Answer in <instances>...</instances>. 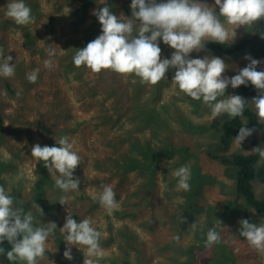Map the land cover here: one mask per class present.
I'll use <instances>...</instances> for the list:
<instances>
[{
	"label": "rangeland",
	"instance_id": "374dc122",
	"mask_svg": "<svg viewBox=\"0 0 264 264\" xmlns=\"http://www.w3.org/2000/svg\"><path fill=\"white\" fill-rule=\"evenodd\" d=\"M8 2L9 0H0V48L3 49L5 56L11 55L13 57L10 63L15 66V75L10 78L0 77V112L4 121V132L0 134V186H3L13 197L15 207H22L26 212H32L35 227L46 226L48 222H55L57 225L55 230L58 232L52 233L48 237L44 257L38 260V264H84V259H92L93 261L98 259L95 256L89 257L86 248L82 245L71 246L72 260L64 257L63 253L67 245L60 228L65 223V217L69 213L78 222L85 218L90 219L93 222L92 226L101 233L102 238H107L109 233L111 234L108 231L109 226L113 227V230L123 226V224L128 226L142 241L140 250L144 253L146 260L144 264H183V260L189 258L187 253H174V261H169L168 258L172 257V249L160 250V248H163L170 240H174L176 245L185 247L188 244L187 240L191 238V233H186L182 235L181 241L175 240L174 235L172 236L173 229L169 228L171 225L169 226L167 221H172L176 215L183 214L185 203L188 200L186 191L178 189L177 178L174 177L173 172L181 166H188L192 169L191 166L194 164H197L202 172L216 177L215 181L203 182L201 200H194L195 204L197 202L199 206L212 204L216 207L215 213L222 208L225 201L237 200V203L229 210L228 215L216 226L222 244L225 245L228 254L232 256L233 263L264 264V252L253 249L246 238L241 239L238 233L239 221L242 219L245 209H248L253 223H264V216L247 204L245 208L243 207V199L238 196V193H235L233 175H235L236 167L208 156V148L204 146L206 143L217 141L215 137L217 133H213L216 129L212 125L217 120L228 117V114L225 113L213 119L210 109L202 101L194 100L189 96L183 97L181 91L172 81L175 69L170 68L166 72V77L159 83L156 85L146 84L140 90L141 92L136 94L134 87L137 80L133 76L116 73L126 94L118 109L119 113L123 116L128 115L132 110L130 107L141 104L144 97H149L146 105L154 106L158 112H160V107L164 105L169 109V112L162 113V116L166 117L167 130L160 133L161 142L172 139L178 143L189 144L192 149L191 155L186 156L187 159H183L184 157L177 150L171 157L163 156L153 177L152 192L149 196H144L148 200L150 199V203L148 202L136 210L135 206L132 205L129 209L130 212L133 211L132 217L117 219L113 216V211H107L92 199L93 195H98L103 189L94 180L99 174L93 164L95 159L105 161L114 150H123V145L119 140L122 138L121 133L117 129L118 126L113 127L110 123L105 126L100 120L99 116L102 113L99 93L95 97L82 96L85 84H91L96 73L91 72L85 66H81V69L84 68L81 76L89 82L75 80L71 73H69L68 78H65L64 67L61 65L62 61L60 62V57L65 52V38L67 34L72 33L70 20H74L75 14L72 13L71 8L77 10L76 7L82 5L84 1L24 0L26 5L31 8L33 17V21L27 25H18L6 17ZM121 2L122 0L119 2L117 15L124 16V10L120 7ZM157 2H161V0H157ZM204 2L210 5L214 4V0H204ZM127 3L130 7L131 0H127ZM100 5L102 4L98 3V0L85 5V12L83 13L85 20L81 25L82 27L85 28L90 23L94 15L93 10L100 8ZM221 21L225 23L226 27H230L223 17H221ZM134 25L139 30V23L134 21ZM254 29V24L239 27L236 30L235 40L242 36L251 35ZM98 35L97 32L96 36ZM159 46L162 49L161 58H170L174 50L165 45L162 40H160ZM48 49H54L55 54L49 57L46 51ZM190 55L192 58H203L204 56L222 58L227 64L223 75L227 77L238 74V71L247 64V60L244 59L245 53L234 56L216 55L204 48L200 52L194 51ZM48 59L52 61L51 69L44 66V61ZM258 67L259 70H264V62ZM35 69H39L38 79L35 83H30L26 74ZM5 80L15 83L20 88L23 97L11 96L6 90ZM155 91L157 98L152 101L151 97ZM227 95L242 96L241 86L233 89L229 85L225 97H221V99L226 98ZM58 100H61V106L56 105L54 113L51 111L52 103ZM195 101L198 106L194 108L193 103ZM104 104L108 106L109 102ZM249 106L254 110L251 101ZM110 113H114L112 108ZM42 119L47 121L45 125L47 129H39V124L43 123ZM188 120L195 125L205 124L208 129L202 133H200L201 130L190 133L184 129V123H182V121L190 123ZM243 121L245 127L251 128L246 118H243ZM74 122H81V125L77 126L78 128L70 127L75 126ZM262 124V128L254 129L252 134L241 143V147L235 145L234 138L225 154L231 155L233 152L247 154L256 146L264 147V123ZM48 129L52 132H49ZM60 129H65V132H59ZM139 134L150 135L147 130ZM60 136H67L70 142L74 141L73 151L81 157L80 165L75 169L80 180L79 189L65 193L57 187L48 185L49 190L42 195L44 200L37 201L38 197L32 203L29 200H23V198L28 199L31 196L34 185L37 187L36 193L38 195L42 189V185L35 184L36 168L39 162L31 156V147L36 143L43 146V141L48 138H54L56 142L55 139H59ZM252 138L256 139L255 146L252 145ZM55 146L58 145L55 143ZM193 153L197 154L195 161L190 159ZM259 159L258 156L257 161ZM257 165L264 166V164L258 163ZM144 178L143 173L134 169L118 185L117 209L123 208L122 203L128 195L132 201L134 200L132 194L135 193V188L139 187L142 181L146 183L148 180V177L146 180ZM114 182L115 178L107 180L106 185L113 186ZM253 187L258 196L263 194L264 183L254 182ZM146 191L147 189L144 192ZM168 191H172L174 194L171 195ZM20 195V199L14 198V196ZM77 195H83V200L77 199ZM62 197L67 199L66 205L59 203ZM130 198L128 197L129 200ZM135 200L139 203L142 202L138 196H135ZM183 203L182 208H179L178 204L182 205ZM36 204L43 209V214L35 207ZM89 204H91L90 207ZM207 220V213L200 212L197 213L194 223L202 225ZM99 244L103 255L102 258H99L98 264H110L108 259L105 262L102 259L114 256L119 252L116 241H111L108 247H103L100 241ZM194 253H191L194 263L224 264V257L212 250L207 255L203 253L200 256V254ZM130 254L129 264H141L137 262L133 252ZM19 262L25 264V262ZM0 264H12V261L7 259L6 252L0 254Z\"/></svg>",
	"mask_w": 264,
	"mask_h": 264
},
{
	"label": "clouds",
	"instance_id": "9594fccd",
	"mask_svg": "<svg viewBox=\"0 0 264 264\" xmlns=\"http://www.w3.org/2000/svg\"><path fill=\"white\" fill-rule=\"evenodd\" d=\"M98 3L105 5L93 10L101 25V34L75 52L72 58L74 66H85L93 73L111 70L125 76L134 74L142 85H156L166 77L170 68L175 69L173 83L185 95L202 101L210 109L213 119L225 113L229 118L242 116L248 100L240 95L221 97H225L229 85L235 89L250 82L258 90V95L251 99L257 122L264 123V70H257L261 60L246 54L247 66L238 74L227 77L223 75L227 64L222 58H192L190 55L203 50L208 41L220 44L234 42L239 27L264 19V0H214L211 5L204 0H131L132 19L128 20L113 14L105 0H98ZM5 15L18 25L33 21L31 8L24 0H9ZM221 17L230 27L225 26ZM134 21L140 25L137 35H133ZM160 40L174 50L170 58H161ZM46 51L49 57L55 54L54 49ZM12 60L13 57L5 56L0 48V77L15 75V66L10 63ZM44 66L51 69L52 61L45 60ZM38 73L39 69L27 73V80L35 83ZM253 131L252 128L241 127L235 136V145L241 147ZM55 140L58 146L36 143L31 147V156L43 162L60 190L65 193L78 190L80 180L74 178V171L80 165L81 157L73 151L74 141L70 142L67 136ZM251 152L258 154V164H264V147L256 146ZM173 175L177 178L178 189L190 190L191 169L188 166L179 167ZM92 199L109 212L118 208L116 192L111 185H104ZM59 203L66 205L67 199L62 197ZM35 207L43 214L39 205ZM33 220L32 212L15 207L13 197L0 186V243L7 240L11 245V250L6 252L9 261L38 264V260L43 259L46 241L57 225L48 222L46 226L34 227ZM239 223L240 235L253 249L264 252V223H252L248 219H241ZM92 224L88 218L78 222L71 213L65 217L60 231L67 245L63 253L66 259H73L71 246L82 245L89 257L98 258L96 261L84 259V264H98L103 255L99 244L101 233ZM195 226L193 223L192 227ZM220 241L219 232L210 228L206 234V245L210 247ZM4 253V248L0 247V254Z\"/></svg>",
	"mask_w": 264,
	"mask_h": 264
},
{
	"label": "trees",
	"instance_id": "16d2710c",
	"mask_svg": "<svg viewBox=\"0 0 264 264\" xmlns=\"http://www.w3.org/2000/svg\"><path fill=\"white\" fill-rule=\"evenodd\" d=\"M83 1L84 3L82 5L76 7L77 10L71 8L72 13L75 14V18H73L74 20H70V31L72 33L67 34L65 38V52L60 57V62L62 61L61 65L64 67L63 74L65 78H68L69 73H71L75 80L89 82L88 80H84L81 76L84 68L81 69L80 67L74 66L72 58L79 48L85 47L88 42L97 37V32L99 35L101 34V25L98 21V18L93 15L90 23L85 28L81 26L85 20V16L83 15L85 12V5L96 0ZM105 2L109 6L110 11L117 15V8L120 0H105ZM104 6L105 5L102 4L100 5V8ZM120 7L124 10V16H121V19H130L132 13L131 8L128 6L127 0H122ZM117 17L120 16L117 15ZM253 24L255 29L251 35L242 36L234 40V42L228 44H220L217 42L208 41L205 44V48L209 52L216 55L234 56L245 53L249 54L254 59L264 62V19H261ZM137 34L138 29L134 25L133 35ZM248 63L249 61L247 60V64ZM257 70H259L258 66ZM116 75L117 74L111 70H101L100 73H96L93 80L91 81V84H85V90L82 96L95 97L98 95V93L100 94V107L102 113L99 116L100 120L105 126L108 123H110L113 127L118 126L117 129L121 133L122 137L119 140L123 145V150H114L112 154L105 159V161H102L101 159H95L93 167L96 169V171H98L99 175H97L94 180H96L103 187L107 184V180H112L115 178V182L112 187L117 193L119 187L118 185L123 180H125V177L127 178L129 173L134 169L140 173H143L145 176L144 180H146L148 177L146 183L142 181L140 186L135 188V193L132 194L134 197L133 201L128 195L131 201L127 197L122 203V209L113 210V216L117 219H120L129 216L132 217L131 215L133 211L130 212L129 210L132 205L135 206L136 210L139 207L148 204V202L150 203V199L148 200L144 196H149L152 192L153 177L158 170L159 162L163 156L166 158L171 157L177 150L184 157L183 159H187L186 156L191 155L192 149L189 144L178 143L172 139L161 142L159 135L161 132L167 130L166 117L162 116V113L169 112V109L164 105L160 107V112H158V109H156L154 106L146 105L147 101L150 99L149 97H144L141 104L135 105L132 108L130 107L132 110L128 115H121L118 109L126 94L123 87H121L118 81L119 79ZM129 76H133L135 80H137L134 87L136 94L142 90L146 84L142 85L139 82V77H136L134 74H130ZM4 82L6 90L11 96L16 98L23 97L20 88L15 83L9 80H5ZM241 93L242 97L248 100L246 102L244 114L236 118L224 117L220 120H217L216 122H218V124L215 122L212 125L216 129V131L213 133H217V136H215L217 141L206 143L204 146L208 148V156L236 167L235 175H233V179H235V193H238V196L243 199L244 204L242 205L244 208L247 204V206L253 207L257 213L264 216V192L262 195L258 196L253 187L254 182L264 183V166L257 165V154L252 152L247 154L241 152H233L231 155L225 154V152L229 150L233 139L239 133V129L245 126L243 118H246L248 125L255 130L261 129L263 126L262 123L257 122L255 111L249 106L251 99L258 95V90L255 89V87L249 82L247 85H241ZM181 95L183 97L187 96L182 92ZM137 96H139V94H137ZM155 98H157L156 91L154 94H152L151 100L153 101ZM105 102H109L108 106L104 104ZM56 105L61 106V100L52 103L51 111L54 113ZM193 106L194 108L198 106L196 101L193 103ZM111 108L113 109L114 113H110ZM127 109L129 110V107H127ZM42 120L44 124L40 123L39 129H47L45 126L47 121L45 119ZM189 122L190 123L187 121H182V123H184V129L190 133H195V131L198 132L200 130V133H202L208 129V127H205V124L195 125V123H192L191 121ZM74 123L75 126L70 127L78 128L77 126L81 125V122ZM120 126L122 127V131ZM144 130H147L150 135L144 136L143 134H139ZM48 131L52 132L49 129ZM3 132L4 121L0 112V134ZM59 132H65V129H60ZM251 142L253 146L256 145L255 138H252ZM55 143L56 142L54 141V138H48L43 141V146H54ZM200 143L202 142L200 141ZM190 159L193 161L197 160V154L193 153ZM191 168V178L189 181L190 190L186 191L188 200L186 201L187 203H185V210L183 214L176 215L172 221H167L169 226L171 225L169 228L173 229V231L171 230L172 236L174 235V237L179 238L175 240L181 241L180 239L183 237L182 235L186 233H191V238L187 240L188 244L185 245V247L176 245L174 240H170L163 248H160V250L172 249V257L168 258L169 261H174V253H187L189 258H185L182 262L183 264H197L194 263L191 253L195 252L201 256L203 253L205 255L210 254V250H212L213 252L220 253V255L224 257V264H234L231 260L232 256L228 254V250L225 248V245L222 244V241L213 244L210 247L206 245V234L210 228H215V230L218 232L216 228L217 224L228 215L229 210L234 204L237 203V200L225 201L222 208H220L215 213L214 210L216 207L212 204H202L200 206L197 205L198 202L195 204L194 200H201L200 197L202 193L203 182L215 181L216 177L209 173L202 172L197 164H194V166H191ZM36 171L37 174L35 184L37 183L38 185H42V189L38 195L36 193L37 187L35 185L33 186L31 197L29 196L28 199L23 198V200H29L30 203H32V201L34 202L37 197V201L44 200L45 198L42 195L45 194V191L47 192L49 190V187H47L48 185L56 187L55 179L49 174L44 165H42V161L37 164ZM74 178H78V175L75 171ZM146 189L147 191L144 192ZM168 192L171 195L174 194L172 191ZM135 196H138L142 202L139 203V201H136ZM14 198L20 199L21 195L17 197L14 196ZM76 198L83 200V195H77ZM90 205L91 204H89V207ZM183 205L184 203L182 205L178 204L179 208H182ZM200 212H206L208 220L202 225L195 223L196 226L193 228L192 224L194 223L195 217L197 216V213ZM242 219H248L253 223L248 209L244 210ZM108 231H110L111 234L109 233L107 238L101 237L100 242L102 243L103 247H108L111 244V241H116L119 252L114 254V256L103 258V262L108 259L107 261H109L110 264H129V257L131 255L130 253L133 252L138 263H145L146 260L144 258V253L142 250H140V247H142V241L133 233L130 228H128V226L123 224V226H119L115 230H113V227L109 226ZM239 231V237L241 239H245L240 235ZM57 232V230L53 231L54 234ZM0 247H3L5 252L11 250V245L7 240L0 243ZM12 264L21 263L19 261H12Z\"/></svg>",
	"mask_w": 264,
	"mask_h": 264
},
{
	"label": "bare ground",
	"instance_id": "6f19581e",
	"mask_svg": "<svg viewBox=\"0 0 264 264\" xmlns=\"http://www.w3.org/2000/svg\"><path fill=\"white\" fill-rule=\"evenodd\" d=\"M31 197V196H30ZM89 198V197H88ZM87 209V208H86ZM139 249V248H138Z\"/></svg>",
	"mask_w": 264,
	"mask_h": 264
}]
</instances>
